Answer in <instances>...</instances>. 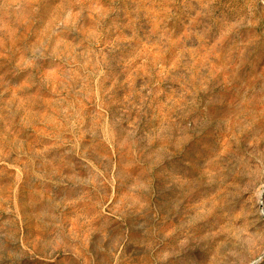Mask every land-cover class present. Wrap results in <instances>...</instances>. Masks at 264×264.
<instances>
[{"label":"rangeland","instance_id":"374dc122","mask_svg":"<svg viewBox=\"0 0 264 264\" xmlns=\"http://www.w3.org/2000/svg\"><path fill=\"white\" fill-rule=\"evenodd\" d=\"M0 264H264V0H0Z\"/></svg>","mask_w":264,"mask_h":264}]
</instances>
